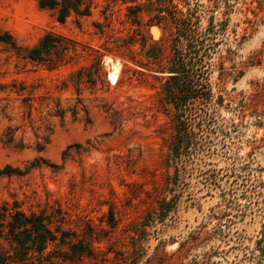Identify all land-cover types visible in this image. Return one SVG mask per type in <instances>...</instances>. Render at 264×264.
I'll return each mask as SVG.
<instances>
[{
  "label": "rangeland",
  "instance_id": "374dc122",
  "mask_svg": "<svg viewBox=\"0 0 264 264\" xmlns=\"http://www.w3.org/2000/svg\"><path fill=\"white\" fill-rule=\"evenodd\" d=\"M155 1L93 0L89 16L59 23L34 0H0V29L19 45L51 30L77 49L49 70L0 44V84L24 85L20 96L0 91L12 123L22 98L32 104V127L25 120L17 136L33 144L34 131L49 134L42 152L0 144V168L39 165L1 175L0 203L58 208L62 227L86 245L78 260L55 257L50 244L26 264H264V0H171L211 39L206 99L190 95L183 123L165 78L184 45L170 20L158 23ZM78 98L90 123L82 113L47 114L46 105Z\"/></svg>",
  "mask_w": 264,
  "mask_h": 264
},
{
  "label": "trees",
  "instance_id": "16d2710c",
  "mask_svg": "<svg viewBox=\"0 0 264 264\" xmlns=\"http://www.w3.org/2000/svg\"><path fill=\"white\" fill-rule=\"evenodd\" d=\"M34 1L39 8L51 11L54 19L59 23H64L71 14L78 17L89 16L93 2V0ZM155 10L158 23L170 20L177 30L174 38L177 42L182 43L181 46L184 45L181 52L169 62L167 67L169 74L165 78L168 85L170 83L167 93L173 94L169 100L175 106L176 111H179L177 118L180 120L186 108L185 101H188L191 94H200L201 99H206L204 95H201L206 93L204 82H202L206 79L204 77L206 69L203 68L211 47V43H207V41L211 39L208 36L209 32L200 34L198 31V16L190 13L187 17L182 11L171 5V0H156ZM0 44L6 45L23 59L43 65L49 70L69 63L72 59L70 53L75 54L77 50L75 41L51 30L45 31L33 45L24 47L19 45L8 31L0 29ZM97 64H100L99 59H97ZM82 72L83 67L77 73L80 75ZM107 79L111 84L118 80L115 76L110 77L108 74ZM8 87H10V92H15L19 96L24 90L22 83L12 81L10 84H0V91L5 92ZM28 101L30 100L26 98L21 99L23 102L21 120L18 123H12L14 118L10 113L13 109L10 100L9 98H0V120L6 121L0 132V144L15 150L33 148L37 152H42L49 143V134L40 136L34 131L35 141L33 144L27 143L24 135L17 136V132L23 130L26 125L25 120H28L27 122L32 127L30 117L32 104ZM45 107L48 109L49 116L57 117L60 121H63L65 114L70 112L73 118L82 113L85 122H91L88 109L80 98L70 107H61L58 101L52 107L48 105ZM24 115L27 117H23ZM180 123L183 122L180 120ZM47 129L51 131L50 127ZM35 162L36 159L31 161L25 171L7 164L0 168V176L22 175L31 168L38 167L39 165ZM54 222L55 225H53ZM65 222L67 219L58 208L48 214L45 211L25 210L16 199H13L11 203H0V264L32 263L34 255H42L50 244L58 249L56 251L59 255H55V257L63 260L80 259L85 254V242L77 237L75 231L63 228L62 224ZM51 253L49 251L46 255L50 256Z\"/></svg>",
  "mask_w": 264,
  "mask_h": 264
},
{
  "label": "bare ground",
  "instance_id": "6f19581e",
  "mask_svg": "<svg viewBox=\"0 0 264 264\" xmlns=\"http://www.w3.org/2000/svg\"><path fill=\"white\" fill-rule=\"evenodd\" d=\"M119 69H120V64L118 60H112L109 65V71L113 74H118Z\"/></svg>",
  "mask_w": 264,
  "mask_h": 264
}]
</instances>
